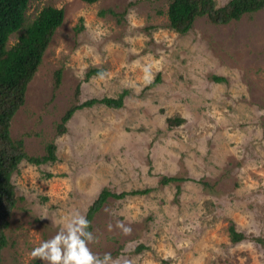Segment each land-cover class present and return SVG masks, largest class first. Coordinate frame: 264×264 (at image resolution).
<instances>
[{
    "label": "rangeland",
    "instance_id": "rangeland-1",
    "mask_svg": "<svg viewBox=\"0 0 264 264\" xmlns=\"http://www.w3.org/2000/svg\"><path fill=\"white\" fill-rule=\"evenodd\" d=\"M45 7L63 9L64 22L11 134L29 156L54 144L57 161L23 162L14 174L4 264L41 262L31 250L74 212L86 215L103 189L150 192L107 201L92 221L94 253L120 264H264L253 239H264V11L226 25L199 17L180 34L167 0H31L6 49ZM91 69L103 77L87 80ZM77 88L79 103L125 94L124 104L78 110L62 132ZM170 176L186 180L163 184ZM232 223L249 239L233 243Z\"/></svg>",
    "mask_w": 264,
    "mask_h": 264
},
{
    "label": "trees",
    "instance_id": "trees-1",
    "mask_svg": "<svg viewBox=\"0 0 264 264\" xmlns=\"http://www.w3.org/2000/svg\"><path fill=\"white\" fill-rule=\"evenodd\" d=\"M93 4L99 0H82ZM169 2L168 16L170 28L180 34L188 33L195 20L199 17L208 16L217 25H226L233 21H239L244 16L264 11V0H230L222 7L217 8L214 0H167ZM31 0H0V264L3 262V251L8 246L7 231L10 227V218L15 210L18 199L16 188L13 184V176L23 162L40 166L57 161L56 146H47V154L41 157L29 156L22 141H14L11 134L13 118L19 109L25 104L26 93L30 83L33 81L43 57L52 42L56 31L62 26L65 11L54 7H45L20 35L18 42L11 49H6L9 37L20 31L25 24V15ZM115 16L116 13L112 12ZM106 11H101L104 16ZM83 22V20H82ZM84 29L83 23L77 31ZM102 71L91 69L86 74L89 80L94 75H101ZM61 72H57V86L60 83ZM215 81H224L223 78L215 77ZM161 80L160 75L151 84L154 86ZM80 89L76 91L75 104L64 114L60 129L66 131L65 125L78 111L91 108L95 105H105L108 108L120 109L124 104L125 94L118 98L104 97L93 98L79 103ZM183 119H168L170 125H180ZM186 179L170 176L162 179L163 184H180ZM209 184H206V187ZM179 187V186H178ZM150 190H133L131 192L115 193L109 189H103L95 201L89 206L87 218L92 221L96 214L104 207L107 201L113 199H124L128 196L148 194ZM231 241L235 244L247 239L246 234L238 231L235 224L229 226ZM255 242L264 247V239L254 237ZM33 264H42L35 262Z\"/></svg>",
    "mask_w": 264,
    "mask_h": 264
},
{
    "label": "clouds",
    "instance_id": "clouds-1",
    "mask_svg": "<svg viewBox=\"0 0 264 264\" xmlns=\"http://www.w3.org/2000/svg\"><path fill=\"white\" fill-rule=\"evenodd\" d=\"M103 74H101V78ZM91 221L79 211L66 218L63 227L51 238L44 240L31 250V257L39 259L42 264H120L119 258H113L110 252L102 256L94 253L90 244L98 242L90 231ZM117 227L130 234L131 228H126L118 222ZM109 230L112 225H108ZM125 264L130 262L125 261Z\"/></svg>",
    "mask_w": 264,
    "mask_h": 264
}]
</instances>
